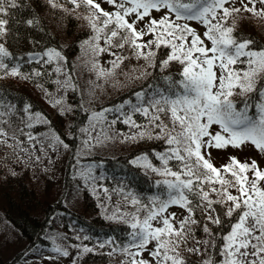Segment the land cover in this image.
<instances>
[{
    "label": "snow or ice",
    "instance_id": "obj_1",
    "mask_svg": "<svg viewBox=\"0 0 264 264\" xmlns=\"http://www.w3.org/2000/svg\"><path fill=\"white\" fill-rule=\"evenodd\" d=\"M105 2L112 6L113 11H105L96 0H66L67 4L74 6L71 10L59 5L56 0H48L53 8H62L65 12L80 7L87 9L88 15L84 19L95 35L91 41L85 40L83 44L88 45L94 54L109 52L116 56L111 62L112 69H100L99 75H111L112 70L119 68L126 59L112 52L113 48L131 47L137 59L147 61L148 67H159L161 72L168 70L174 62L180 65V79L163 76L168 85L166 94L154 92L146 101L147 107L135 108V111L150 117V123L159 129L155 138L165 139L170 147L156 156L162 167H154L146 156L133 161L137 163L143 160V167L165 177L163 181L156 182L165 190L163 196L151 197L147 204L136 197L131 198L132 205L140 206L134 212L124 214L131 217L130 227L133 231L130 242L122 249L129 259L122 260L120 264H188L181 249L187 245L189 238L196 245L205 246L203 250L199 246L185 248L190 254L202 256L209 245L217 249V233L209 225L223 227L224 218H227L230 230L218 237L223 241L217 249L218 258L209 257L202 264H264V169H260L255 161L240 162L236 157H230L228 164L217 168L211 162L208 151L228 146L240 148L251 143L264 154V47H254L253 39L237 36L235 32V16L241 12L264 18V0ZM19 6L18 0H0V41H4L9 34L8 17L12 14L11 10ZM153 13H160L159 19ZM229 19L233 21L231 26L228 25ZM181 20L185 23H180ZM187 21L203 25V36ZM26 23L33 26L36 21L29 19ZM140 24L144 27L141 28ZM102 38L106 47L95 43ZM153 46L156 49L163 46L170 51L166 58L158 60ZM28 56L30 60L44 64L64 60L61 52L55 48H48L43 53H29ZM11 58L12 53L4 42H0V78L22 75L19 65L10 67L6 63ZM93 67H97L96 61ZM55 71L59 73L61 69L58 67ZM34 74L40 75L39 72ZM147 74L150 73H142ZM136 95L141 100L146 96L145 93ZM253 96L256 97L254 103ZM61 102L56 100L53 106ZM12 107L0 99V108L8 109L0 111V117L10 114ZM29 108V105H25L24 112L28 113ZM64 114L65 109L62 108L60 115ZM161 114L168 118L169 123H164ZM102 116V112L93 114V118ZM32 119L29 116V120ZM35 119L38 123H49L40 113H35ZM0 123L9 122L0 120ZM125 123L134 125L130 116ZM25 126L32 128L34 125L25 123ZM20 133L26 135L29 141L38 142L31 133H25L22 129ZM42 135L65 149L69 147L51 129ZM144 135L140 133L141 137ZM147 135L152 137L151 132ZM0 136L7 137L8 133L0 128ZM12 138L16 140V147H20L22 142L15 134ZM0 143L6 144L7 140ZM21 151L26 149L21 148ZM172 160L178 162L176 170L169 167ZM170 206L184 209L188 215L177 221L176 214L167 211ZM197 211L203 213L206 221L203 232L209 239L203 241L195 239L194 226L200 224V220L195 218ZM153 222L158 226L154 227ZM107 243L111 242L105 241L100 247ZM153 243L155 246L149 247ZM53 251L63 256L69 255L66 249L60 247ZM92 251L94 249L87 246L82 248L83 253ZM115 251L116 248H113L109 255ZM144 253H147V258Z\"/></svg>",
    "mask_w": 264,
    "mask_h": 264
},
{
    "label": "trees",
    "instance_id": "obj_2",
    "mask_svg": "<svg viewBox=\"0 0 264 264\" xmlns=\"http://www.w3.org/2000/svg\"><path fill=\"white\" fill-rule=\"evenodd\" d=\"M18 3L20 6L12 9V14L8 17L10 21L8 25L9 34L4 41H0L4 42L12 53V58L6 60V63L10 67L19 65V71L22 74L16 77L5 76L0 78V99L4 101L5 105L13 106L10 114L0 117V120L9 122L0 123V128L8 133L7 137L0 136V141L7 140L6 144L0 143V219L2 218L4 229L7 231L3 232L0 229V235H4V237H1L0 242V264H8L10 261L2 258L4 255L2 250L5 248L9 250L13 247L9 232L26 241L25 243L33 244V247L37 249L39 246L41 248L43 245H49L50 241L46 240L45 236L46 228H49L50 225L59 233L65 244L72 246L74 249L77 248V245L80 246L71 264H120L122 260L129 259L122 249L130 242V233L133 231L130 227L131 217L124 214L132 213L136 207L140 206L132 205L131 198L136 197L147 204L149 198L158 195L163 196L165 190L164 186L156 183L157 181H163L165 177L143 167V160L137 163H133V161L137 157L146 156L148 162L154 167H162L161 161L156 156L158 153L166 152L170 147L165 139L155 138L156 134L159 133V129L150 123V117L144 116L142 112L135 111V108L147 107L146 101L154 92L160 91L166 94L168 85L164 82L163 76L171 75L175 80L180 79V65L174 62L168 70L161 72L159 67H148L147 61L137 59L131 47L124 48L125 51L128 50L130 55L123 62H131V65L137 68L134 75L140 78L123 88H119L113 83V92L111 94L108 90L105 92L107 101L99 104L95 103L96 105L94 104L93 107H88V111L94 109L101 113V110H103V117L105 114L107 118L105 120L120 132L127 131L129 123H125V120L130 116L134 122L133 132L121 137L125 145L118 149L114 155L93 154L82 158L79 167L81 166L80 169L86 175L84 179L71 174L64 177V184L69 181V178L75 179L72 186L74 193L71 192V194L77 195L74 205H71L70 201H63L61 198L52 204L49 198L52 191L56 193L55 186H52L51 182L36 186L37 181L35 183L30 182L29 178L26 177L31 174L37 177L42 174L46 175L42 172L45 168L44 165L37 159L31 162L30 159L24 157V151H21V148L27 151L29 148H35V144H37L39 153L48 150L52 146L47 144L46 138L42 134L49 133L50 129L72 148L77 140L78 127L81 123L84 124L88 117V111L85 109L83 111L79 97L74 90L70 89L67 90L66 94V101L71 109L69 112H67V109L64 115H60V110H57V107L51 112L47 111L38 101L40 98L39 88L48 90L54 88L57 75L54 64L57 61L49 64L38 63L35 59L30 60L28 54L43 53L48 48H55L61 52L65 63H68L66 64L67 70L70 71L71 56L81 45H84L83 42L89 38L92 30L89 25H83L82 29L86 34L84 38L74 36L67 42L65 38L61 39L52 30L50 26L51 17L62 15L65 22L64 27L69 32L74 28L75 18L61 14L60 9L62 8H53L48 0H18ZM62 3L66 8H71V4H67L66 1ZM29 19L36 21V23L33 26H28L26 22ZM254 20L256 19L242 18L238 20L235 29L236 35L245 38L250 37L255 41L254 47L256 48L264 47V33L258 29L257 20L253 23ZM240 21L246 22L248 29L238 34L237 28H239ZM101 40L104 45L103 38ZM152 50L157 52L158 60L166 58L167 53L170 51V49L163 46L160 49L153 46ZM111 51L115 52L116 55L123 52L119 48H113ZM43 59L47 58L43 57ZM35 72H39L40 75H35ZM142 73L150 74L142 75ZM24 76L31 78L25 79ZM96 79L99 80L98 75ZM108 79H110V75L106 76L105 82L99 81L106 86H111ZM136 93H145L146 96L141 100ZM41 99L43 100V98ZM236 99L240 100L239 97H236ZM255 99L256 97L253 96V103ZM25 105L30 106L28 113L24 112ZM0 111H8V109L0 108ZM151 111L152 109H150ZM35 113H40L49 123H38L35 119ZM29 116L33 119L29 120ZM161 119L164 123H169L168 118L163 114H161ZM25 123H32L34 126L28 128ZM156 123H159V121ZM21 129L25 133L36 136L38 142L29 145L27 136L21 135ZM141 132L145 133L143 137L140 136ZM149 132L152 133L151 138L146 134ZM13 134L22 142L20 147H16V140L12 138ZM160 135H163V133H160ZM41 143L44 145L43 148H41ZM18 163L27 166L26 169L21 170L23 171L21 173L19 168L14 166ZM177 165V161H169V167H172L173 170L177 169ZM221 166L215 167L221 168ZM68 171L66 174H68ZM65 191L68 190L63 186V192ZM41 193H45V197H42ZM107 193L109 194V202L113 204L109 211L107 205L102 203V198H108ZM63 195H67V193ZM70 197L72 198L70 195L67 198L71 199ZM221 216L224 218L222 210ZM195 218L200 220V224L194 226L195 239L200 241L209 239L203 232V224L206 222L203 213L197 211ZM224 219L225 224L223 227L217 228L215 225H209L217 233L215 241L217 249L223 243L218 238L219 235L226 234L230 230L227 218ZM124 221H129V223ZM85 237H88V239H85ZM22 240L20 241L21 244L23 243ZM105 241L111 243H107L101 248L100 244ZM83 246L93 248L94 251L83 253ZM197 246L202 250L205 248L203 244L196 245L189 238L187 245L181 249V254L188 261V264H202V261L209 257L218 258L217 249H213L211 245L207 247L202 256L190 254L185 250V248ZM113 248H116V251L109 255Z\"/></svg>",
    "mask_w": 264,
    "mask_h": 264
},
{
    "label": "rangeland",
    "instance_id": "obj_3",
    "mask_svg": "<svg viewBox=\"0 0 264 264\" xmlns=\"http://www.w3.org/2000/svg\"><path fill=\"white\" fill-rule=\"evenodd\" d=\"M63 1L65 2L66 0ZM63 1L56 0L59 5H64L62 3ZM96 2L100 3L101 7L105 11H113L112 6L107 4L105 0H96ZM236 6L239 7V4L237 3ZM73 7L74 6L71 5V8L68 9L71 10ZM60 11L62 12L61 14H66L72 18H75L73 23L74 28H72L70 32L66 31L64 27L65 22L62 19V15H59V17H51L50 26L52 30H54V32H56L61 39L65 38L67 42H69L74 36L84 38L86 34H84V30L82 29V27L83 25H89L88 21L84 19V17L88 15L86 9L78 8L75 11L70 12H65L63 9H60ZM153 15L155 18L159 19L161 14L153 13ZM242 18H246L248 20H251V18L256 19L258 21V29L264 33V18H256L249 13L241 12L235 16L236 26L238 20ZM256 20H254L253 23H255ZM179 22L185 23V21L183 20ZM232 22V19H229L228 25L231 26ZM187 23L201 36H203V32L205 30L203 25L197 23L196 21H187ZM140 27L143 28L144 25L140 24ZM245 29H248V24L244 21H240L239 28H237L238 34L242 33ZM94 35L95 33L92 31V34L89 35V38H87L86 40L91 41V38ZM148 38L149 37H145V39ZM95 43H99L101 46H105L102 44V40L96 41ZM122 51L123 52L117 56L127 58L130 55L128 50L125 51L124 49H122ZM115 59L116 56L111 55L109 52L94 54L88 45H81L70 58V71L67 70L66 64L68 63H65L64 60L57 63H55L56 61H54V70L59 67L61 71L59 73L57 72L54 81L55 86L53 89L48 90L39 88V103L44 108H46L47 111L50 112L56 107L57 110H61L62 108L65 110L70 109V105L66 101V94L68 89L75 91V93L79 97V101L83 108V111L84 109L88 111V107H93L95 103L99 104L101 102H106L107 98H105V92L107 90L109 91V94L113 92V83L119 88H123L131 85L137 79V77L134 75V72L137 68H134L131 65V62H123L122 64H120L119 68L112 70L110 79H108L110 80L109 82L111 86H106L101 83L99 80L105 82V78L108 75H99V70L104 69L105 71H107L109 69H112L111 62ZM94 61L97 62L96 68L93 67ZM66 70L68 73L66 72ZM97 75L99 80L96 79ZM57 81H59V83H57ZM41 98H43V100ZM56 100H61L62 102L61 104L53 106ZM67 112H69V110H67ZM101 112H103V110H101ZM94 113L100 112L94 109H90L87 112L88 117L85 120L84 124L81 123V125L78 127L79 133L77 136V140L75 141L72 148L68 145V149H65L63 148V146H60L55 142L46 139L47 144L52 146L48 150L39 153L37 151L39 150L38 146L37 144H35V148H29L27 149V151H24V157L30 159L31 162H34V159H37V157H39V159L37 160L44 165L45 168L42 170V172L46 173V175L42 174L40 175V177H37L36 175L31 174L26 177L29 178L30 182L35 183L37 181L36 186L43 183L45 184L46 182H51L52 186H55L56 193L52 191L50 194L51 197L49 198V200L52 201V204L55 203L59 198H61L63 201H70V204L74 205L76 203L75 200L77 198V195L71 194V192L74 193V191L72 190V186L75 179L69 178V181L67 183L65 182L64 184V177L71 174L78 175L81 179H84L86 175L84 171L80 169L81 166L79 167L82 158L93 154L114 155V153L117 152L118 149L125 145L121 137L133 132V124L129 123L127 131L120 132L106 121L107 118L105 114L104 117L102 116L99 118H93ZM81 129H86L87 131L82 132ZM85 141H87V145H85ZM33 142L34 141H29L28 144L30 145ZM208 151L210 152L211 162L217 167L219 165H225L229 163L230 157H236L240 162L251 163L252 161H255L260 169H264V154L260 153L251 143L242 145L240 148H233L231 146H228L225 149L211 148ZM14 166H17L19 168L20 173L23 172L21 170L27 168V166H22L19 163ZM67 171L68 174H66ZM63 186L66 187L68 191L63 192ZM64 193H67V195H63ZM69 195L72 196V198L70 197L71 199L67 198ZM41 196L45 197V193ZM107 196L108 198H102V203L107 205V210L109 211L112 208L113 204L109 202L108 193ZM167 211L168 213H175L177 221L183 219L188 215L186 210L181 209L177 206H170ZM1 219L0 229L3 232H7L4 229L5 226L2 223ZM153 226L155 227L158 225L153 222ZM9 234L11 240L13 241L11 242L13 243V247L9 250H7L6 248L3 250L1 249L2 254H4L2 258L5 260H10L8 264H71L78 252V248L74 249L72 246L65 244L64 240L61 238L55 228H51V225L49 226V228H46L45 236V239L50 241L49 245H43L41 246V248L39 246L37 249L33 247V244H28V242L25 243L26 241H23L13 233L9 232ZM1 237H4V235H0V242ZM21 240L23 242L22 244L20 242ZM154 246V243L152 245H149V247ZM56 247L66 249L69 255L63 256L61 253L53 251V249ZM143 255L145 258H147V253H144Z\"/></svg>",
    "mask_w": 264,
    "mask_h": 264
}]
</instances>
